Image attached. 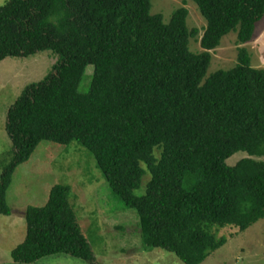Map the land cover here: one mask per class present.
I'll return each instance as SVG.
<instances>
[{"label":"trees","instance_id":"trees-1","mask_svg":"<svg viewBox=\"0 0 264 264\" xmlns=\"http://www.w3.org/2000/svg\"><path fill=\"white\" fill-rule=\"evenodd\" d=\"M192 1L207 24L201 53L190 49L198 31L189 30L185 7L167 24L151 15V0L0 6V62L43 51L58 56L8 109L12 150L9 162H0V215H11L6 194L17 167L49 141L76 142L93 155L112 193L139 218L147 251L202 264L227 243L215 228L244 232L264 219V70L240 48L235 67L208 75L225 37L236 33L240 45L253 40L264 0ZM90 66V87L81 92ZM240 152L247 156L228 165ZM71 194L57 184L45 206L27 207L14 263L55 256L94 263Z\"/></svg>","mask_w":264,"mask_h":264},{"label":"rangeland","instance_id":"rangeland-1","mask_svg":"<svg viewBox=\"0 0 264 264\" xmlns=\"http://www.w3.org/2000/svg\"><path fill=\"white\" fill-rule=\"evenodd\" d=\"M6 1L0 0V6ZM151 3V15H163L167 24L177 9L187 8L189 30L198 31L197 36L190 38V49L193 53L203 51L200 41L207 24L194 1L151 0ZM240 48L248 50L253 67L264 70V19L257 24L253 40L245 45L238 44L236 33L225 37L212 52L208 75L235 67ZM56 56L52 51H43L28 58H9L0 62V162L8 163L12 150L5 129L8 109L27 85L46 77L58 61ZM93 70V66L87 69L81 92H86L90 87ZM246 156L244 152L237 153L227 163L234 166ZM1 169L0 164V175ZM147 179H143L138 194L144 191ZM57 184L71 187V204L75 207L78 222L96 257L92 264H183L175 255L165 251L145 250L139 218L112 193L87 149L76 142L60 145L49 141L41 142L32 157L20 164L13 174L6 194L11 215H0V264H17L11 254L26 237V209L28 206H45L51 188ZM215 233L218 238H226L227 243L202 264H264V219L244 232L226 227L215 228ZM33 264L88 263L71 257L55 256Z\"/></svg>","mask_w":264,"mask_h":264}]
</instances>
